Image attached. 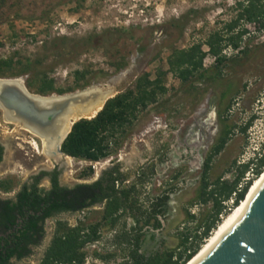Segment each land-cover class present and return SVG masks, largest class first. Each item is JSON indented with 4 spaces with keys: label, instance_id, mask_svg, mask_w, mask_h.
<instances>
[{
    "label": "rangeland",
    "instance_id": "1",
    "mask_svg": "<svg viewBox=\"0 0 264 264\" xmlns=\"http://www.w3.org/2000/svg\"><path fill=\"white\" fill-rule=\"evenodd\" d=\"M238 1L0 0V60H11L12 70L26 68L18 78L25 86L30 84V88L26 86L30 92L36 93L43 82L51 81L55 89L73 88L71 91L84 84L109 85L115 96L133 88L144 74L150 79L161 74L166 88L156 102L138 112L132 126L117 133L118 146L112 144V152L95 162L70 157L67 164L54 163L33 149L32 139L41 144L37 137L22 128L16 130L14 123L4 122L0 111V143L4 145L0 180L9 178L16 184L13 191L0 190V197H12L23 182L41 171L57 170L59 182L73 186L91 183L118 167L119 172L127 174L121 186L135 184L138 200H153L168 193L163 226L155 230L154 239L146 236L144 249L177 246L179 231L193 229L212 207L211 201H199L204 182L209 183L207 190L218 178L220 182H232L241 164L252 158L264 142V49L253 48L244 55L225 47L223 53L228 61L214 81L207 77L217 71L211 54L203 59V68L209 70L203 78L194 75L181 80L169 69L173 49L200 43L207 51L205 39L236 16ZM244 28L248 33L242 46L251 47L264 40V32L254 24L246 23ZM121 64L124 66L118 69ZM121 72L118 80L108 81ZM227 89L226 97L221 99ZM229 102V109H225ZM202 106L206 111L197 114ZM217 108L224 109V120L235 128L221 151L212 154L216 130L221 129L216 122L210 126ZM252 115L255 117L251 124L241 131ZM195 124L203 130H214L210 135L205 131L198 141L193 135L186 137L187 130ZM211 154L206 170L205 162ZM247 176L254 178L251 169L239 183L243 184ZM39 185L48 187L49 176L42 177ZM223 203L228 206L227 212L220 215L217 225L233 210L230 201ZM102 207L103 203H97L84 211L64 212L47 219L43 243L18 264L39 263L53 236L56 219L71 226L79 220L96 222ZM188 213L195 218L189 219ZM115 230L107 225L100 228L101 240L84 249V264H110L96 252L119 253L111 244Z\"/></svg>",
    "mask_w": 264,
    "mask_h": 264
},
{
    "label": "trees",
    "instance_id": "2",
    "mask_svg": "<svg viewBox=\"0 0 264 264\" xmlns=\"http://www.w3.org/2000/svg\"><path fill=\"white\" fill-rule=\"evenodd\" d=\"M246 23L254 24L264 32V0H239L237 14L218 31L211 32L205 39L207 51L200 43L188 48L173 49L168 58L169 69L181 80L197 75L203 78L209 71L203 68V59L207 54L214 57L216 72L207 77L210 81L220 77L222 68L228 58L223 53L225 47L237 49L244 55L252 52L253 48L264 49V40L254 46H242V39L247 29ZM124 64L118 66L120 69ZM12 67L11 60H0V77L18 76L26 71L24 66L17 70ZM87 85V84H84ZM82 85V86H84ZM30 88V84L27 83ZM245 87V85H244ZM55 89L51 81L43 82L36 93L62 94L71 91ZM166 91L161 74L150 79L144 74L136 81L133 88L117 93L109 98L103 108L93 118H82L76 121L61 144L62 151L74 158L92 162L107 157L111 145L118 146L117 133L124 132L137 119L138 112L156 102L159 94ZM228 89L223 92L227 95ZM231 98V100H233ZM230 102L225 109H229ZM240 127L245 131L254 119ZM235 126L224 121L219 142L214 146L212 154H217L226 144ZM264 152V144L261 146ZM212 154L207 158L206 170L209 167ZM3 159V146L0 144V162ZM252 170L254 178L244 182L240 190L238 184L245 172ZM264 170V154L255 155L241 164L236 178L232 182H220L219 178L213 183V188L207 190L209 183L203 184L200 195L202 203L212 202V207L206 217L201 218L193 229L185 228L179 231V243L173 248L163 247L150 251L144 249L147 235L155 238V230L163 226L168 207V193L156 196L153 200H138L139 190L135 184L121 186L127 174L119 172L118 167L106 172L91 183H77L73 186L62 185L59 182L57 170L41 171L23 182L15 194L9 198L0 197V264H14L11 259H21L32 253V248L38 245L45 234L44 224L64 212L84 211L97 203H103L101 217L96 222L87 223L79 220L76 225L56 219L52 239L44 251L38 264H84L86 259L85 247L89 243L98 242L102 238L100 228L109 226L116 229L111 244L119 253L106 252L99 254L100 258L110 264H186L200 249L203 241L209 238L212 230L217 227L220 215L226 211L227 201L235 192L232 208L238 206L245 198L255 178ZM89 172H92L89 167ZM49 176L50 185L40 186V180ZM16 184L9 178L0 180V190L13 191ZM230 208L229 210H231ZM125 217L120 223V219ZM128 218L131 221H128ZM189 219H194L188 213ZM163 243V241H162ZM112 260V261H111ZM111 261V262H110Z\"/></svg>",
    "mask_w": 264,
    "mask_h": 264
},
{
    "label": "water",
    "instance_id": "3",
    "mask_svg": "<svg viewBox=\"0 0 264 264\" xmlns=\"http://www.w3.org/2000/svg\"><path fill=\"white\" fill-rule=\"evenodd\" d=\"M12 78L0 77L2 118L7 115L9 120L40 136H47L56 128H65L72 119L68 131L58 144V152L65 156L68 155L62 151L61 144L72 125L82 118L95 117L105 102L114 96L110 90L100 93L101 87L98 85L64 94H31L25 87L23 90L5 82ZM29 94L45 99L37 102ZM103 96L106 98L101 108L92 114ZM87 112L91 114L84 116ZM192 259L186 264H264V179L251 196L244 212L221 232L209 250Z\"/></svg>",
    "mask_w": 264,
    "mask_h": 264
},
{
    "label": "bare ground",
    "instance_id": "4",
    "mask_svg": "<svg viewBox=\"0 0 264 264\" xmlns=\"http://www.w3.org/2000/svg\"><path fill=\"white\" fill-rule=\"evenodd\" d=\"M5 82H7L8 84H10V85H12L14 87L21 88L23 90H24V87L26 88L24 82L21 79H19L18 77H16V78L14 77L12 79L6 80ZM98 86L101 87L100 90H99L100 93H103L106 90H110V93H114L113 88H110L111 86H109V85H105L104 86V85L100 84ZM27 91L30 92L28 89H27ZM30 93L31 94H37V93H32V92H30ZM66 93H68V92H66ZM31 94H29L28 96L31 97L32 99L36 100L37 102H42L45 99V98L40 97L38 95H31ZM51 94H53V93H51ZM54 94H57V93H54ZM40 95H42V94H40ZM47 95H50V94H47ZM105 98H106L105 96L101 97L100 101L96 104V106L94 108V111H92V114L95 113L97 110H99L101 108ZM90 114H91L90 112H87V113H84L83 115L84 116H88ZM71 120L67 123L65 128H60V129L56 128L53 133H51V134H49L47 136H42V135L40 136V135L35 134L32 131L30 132V130H28L26 128H23L22 125L9 120L7 115H5L3 117V121L4 122L14 123L16 130H18V128H22V129L28 131L29 133H31L32 135H34L35 137H37L40 140L41 144L39 146V144L35 141L36 139L35 140L32 139L30 141V143L32 144L33 148L39 154H43L47 159L52 160L54 163H58L60 165L67 164L69 162V160H70V156H65V155L61 154L60 152H58V144L60 142V139L63 137V135L68 131V129H69L70 125H71ZM63 159H65L66 162H63L62 161ZM263 179H264V170L261 173L260 178L248 190V192L245 195V198L241 201V203L238 206L233 208V210L230 211V213H228V215L225 216V218L217 225V227L215 228L213 233L203 243V245L200 247L198 252L193 256L192 260L198 258L202 254H204L207 250H209L213 246L214 242L219 237L221 232L229 224H231L233 221H235L244 212V210L247 208V205H248V202H249L251 196L253 195L255 190L258 188V186L260 185V183L262 182Z\"/></svg>",
    "mask_w": 264,
    "mask_h": 264
},
{
    "label": "flooded vegetation",
    "instance_id": "5",
    "mask_svg": "<svg viewBox=\"0 0 264 264\" xmlns=\"http://www.w3.org/2000/svg\"><path fill=\"white\" fill-rule=\"evenodd\" d=\"M123 74V72H121V73H119V74H117V75H115V76H110L109 77V79H108V81L109 82H112V81H116V80H118L119 79V77L121 76ZM12 77H18V76H12ZM25 83H26V81H25ZM92 85H96V84H92ZM27 86V85H26ZM89 86H91V85H89ZM85 87H88V86H86V85H84V86H81V88H77V89H82V88H85ZM224 92V91H223ZM223 92L221 93V99H224L225 97H226V95L225 96H223ZM52 93H55V92H52ZM207 102H208V99L206 100ZM205 106H202L201 108H199L198 110H197V114H201V113H203L204 111H206V107L204 108ZM224 112V109H220V108H217V109H215L214 110V112L212 113V115H211V124H210V126H213L214 125V122H216L217 124H218V126H219V124H221V129L218 127L217 128V134H216V136H215V138H214V140H213V142H212V149L214 148V146L219 142V140H220V137H221V134H222V130H223V123H224V117L222 116V113ZM190 127V126H189ZM199 129V130H198ZM197 132H196V131ZM214 130V127H207V128H205L204 130L201 128V127H199V125L198 124H195L194 125V127H193V129H192V126L187 130V134H186V137L187 136H191L192 137V135L194 136V137H197V141H198V138H203V136H204V132L206 131L207 132V134H212V131ZM198 131H200V133H199V136H198ZM28 132V131H27ZM193 132V133H192ZM189 134V135H188ZM34 136V135H33ZM196 142V141H195ZM2 146H3V144L2 143H0ZM208 147V144H205V145H203V148L204 149H206ZM34 149V148H33ZM198 149V148H197ZM35 150V149H34ZM36 151V150H35ZM38 153V152H37ZM3 154H4V146H3ZM41 155H43V154H41ZM44 156V155H43ZM44 237H45V234H44V236H43V238L41 239V241H40V243L38 244V245H36L35 247H33L32 248V253H33V251H34V249L35 248H37V247H39V246H41V244L43 243V240H44ZM52 239V238H51ZM51 241V240H50ZM49 245V244H48ZM47 245V246H48ZM31 253V254H32ZM30 254V255H31ZM29 255V256H30ZM44 255V254H43ZM29 256H27V257H29ZM27 257H23V258H21V259H16V258H12L11 259V261L14 263V264H18L19 262H21V260H23L24 258H27Z\"/></svg>",
    "mask_w": 264,
    "mask_h": 264
},
{
    "label": "built area",
    "instance_id": "6",
    "mask_svg": "<svg viewBox=\"0 0 264 264\" xmlns=\"http://www.w3.org/2000/svg\"><path fill=\"white\" fill-rule=\"evenodd\" d=\"M263 154H264V152H263ZM249 178H250V177L247 176V177L245 178L244 182L247 181ZM243 184H244V183H243ZM243 184H239V185H238V190H240V188L242 187ZM234 196H235V192H234L233 195L228 199V201H230V204H231V205H232V203H233Z\"/></svg>",
    "mask_w": 264,
    "mask_h": 264
},
{
    "label": "clouds",
    "instance_id": "7",
    "mask_svg": "<svg viewBox=\"0 0 264 264\" xmlns=\"http://www.w3.org/2000/svg\"><path fill=\"white\" fill-rule=\"evenodd\" d=\"M263 144H264V142H263ZM263 153V151H261V146H260V148L256 151V153Z\"/></svg>",
    "mask_w": 264,
    "mask_h": 264
}]
</instances>
